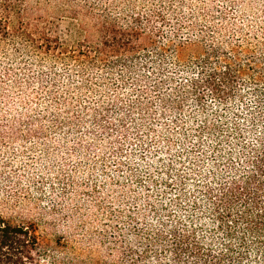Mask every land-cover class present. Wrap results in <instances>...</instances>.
Wrapping results in <instances>:
<instances>
[{
    "label": "trees",
    "instance_id": "1",
    "mask_svg": "<svg viewBox=\"0 0 264 264\" xmlns=\"http://www.w3.org/2000/svg\"><path fill=\"white\" fill-rule=\"evenodd\" d=\"M247 8L243 0H0V89L15 69H32V79L29 73L26 79L48 94L55 110L54 129L80 127L89 114L108 131L109 123L104 125L102 115L119 104L115 95L113 103L104 108L71 106L69 91L68 98L56 96L55 91L62 93L56 88L62 74L53 71L57 64L64 65L67 82L71 71L78 68L81 83L70 82L69 86L76 94L83 92V86L93 90L96 82L102 85L108 81L117 87L130 79L143 97L148 90L140 83L148 82L144 86L152 87L176 115L183 112L189 98L204 115L206 98L217 101L221 109L246 95L253 98L245 111H233L242 123L221 130L220 124L205 120L200 126V138L207 134L214 142L206 168H202L201 152L188 153L193 171L200 177L195 191L201 196L186 197L187 183L182 178L166 184L176 183L180 197L190 199L194 210L205 209L212 215L223 236L221 244H216L210 230L200 234L192 225L177 229L162 224L160 241H151L140 253L130 249V258L126 255L122 264H150L153 260L157 264H249L252 252L264 260V5L253 9L251 18L245 15ZM48 10L73 21L71 44L62 42L56 23L44 15ZM192 40L204 44L203 52L181 62L175 55L177 47ZM31 55L32 61L28 59ZM39 56L41 61L36 59ZM150 66L153 71L143 80L142 68ZM168 67L187 77L164 74ZM98 70H120L122 74L119 80L90 75ZM174 82L177 88L172 87ZM17 83L21 85V81ZM166 85L171 86L170 98L163 92ZM58 106L66 109L65 114L56 110ZM9 122L11 132L21 126ZM228 133L232 137L227 140L228 149L223 150ZM200 198L206 205L201 206ZM157 245L162 247L163 257H150ZM166 258L168 261L162 262ZM0 264L109 263L82 258L62 236L53 242L43 239L35 223L5 216L0 204Z\"/></svg>",
    "mask_w": 264,
    "mask_h": 264
},
{
    "label": "rangeland",
    "instance_id": "2",
    "mask_svg": "<svg viewBox=\"0 0 264 264\" xmlns=\"http://www.w3.org/2000/svg\"><path fill=\"white\" fill-rule=\"evenodd\" d=\"M243 3L250 7L245 15L251 18L253 9L264 5V0H243ZM44 15L54 20L62 42L71 44L73 21L50 10ZM203 45L198 40L185 42L177 47L175 55L186 62L202 54ZM28 59L32 61V55ZM36 59L41 61L40 56ZM63 68L64 65L57 64L53 70L62 74L56 83L62 93L55 92L61 99L68 98L70 92L71 106L104 108L113 103L115 95L119 96V104L111 106L108 115H102V122L105 125L107 121L110 129L103 130L89 114L83 117L85 123L80 127L65 125L54 129L55 110L45 89L26 79L28 73L32 79V69H15L0 89V93L5 92V96L0 95L3 214L15 221H32L45 240L53 242L62 236L82 258L101 259L109 264H122L126 255L130 258V249L140 253L146 244L160 241L158 233L162 232V224L177 229L183 224L192 225L200 234H209L207 230H210L216 244H221L223 236L212 222V215L205 209L194 210L193 203L188 202L190 199L180 197L176 183L170 187L166 184L171 179L176 182L182 178L187 183L186 197L201 196L195 191V182L200 177L193 171L195 166L188 153L201 152L202 168H206L212 158L210 147L214 142L207 134L203 140L200 138V126L205 120L220 124L221 130L227 125L233 126L234 122L242 123L233 111L243 110L253 98L246 95L242 101L236 99L223 109L217 101L206 98V115L189 98L183 112L176 115L166 108L167 104L157 97L152 87L144 86L149 85L148 82L140 83L148 90L143 97L137 91L138 85L130 79L117 87L108 81L102 85L96 82L93 90L83 86V92L76 94L69 86L70 82L77 86L81 83L78 68L71 71L70 82L66 81ZM142 69L144 80L153 70L151 66ZM165 70L169 72L163 71L164 74H173L176 79L187 77L169 67ZM44 71L48 73L49 69ZM120 74V70L90 73L114 80H119ZM176 84L174 82L172 87L177 88ZM168 86L163 90L166 98H170L171 86ZM57 108L65 114L64 107ZM129 111L133 114H128ZM9 120L16 125L20 122L21 126L11 132ZM228 134L230 137H225L223 150L228 149L227 140L232 137ZM200 201L201 206L206 205L203 198ZM155 248L150 257H163L160 256L162 247ZM153 261L150 264L158 263ZM165 261L168 259L162 260ZM248 263L264 264V260L252 252Z\"/></svg>",
    "mask_w": 264,
    "mask_h": 264
}]
</instances>
